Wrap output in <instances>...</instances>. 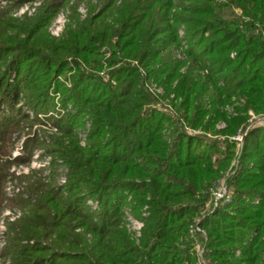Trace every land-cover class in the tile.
Wrapping results in <instances>:
<instances>
[{
    "label": "trees",
    "instance_id": "1",
    "mask_svg": "<svg viewBox=\"0 0 264 264\" xmlns=\"http://www.w3.org/2000/svg\"><path fill=\"white\" fill-rule=\"evenodd\" d=\"M0 1V102L23 91L45 115L59 94L73 109L47 118L68 141L51 152L66 196L35 182L33 209L11 226L13 264H197L196 244L208 264H264V124L248 115L264 118V0H88L58 39L46 28L71 0L22 19L25 0ZM149 81L201 135L153 107ZM232 98L244 104L228 117ZM17 122L3 120V136ZM220 180L229 199L199 221L205 239L192 237ZM126 215L143 224L138 238Z\"/></svg>",
    "mask_w": 264,
    "mask_h": 264
},
{
    "label": "rangeland",
    "instance_id": "2",
    "mask_svg": "<svg viewBox=\"0 0 264 264\" xmlns=\"http://www.w3.org/2000/svg\"><path fill=\"white\" fill-rule=\"evenodd\" d=\"M87 1L71 0L69 5L60 8L47 25V33L55 39L63 35L68 25L71 24V8L74 5L77 6V14L80 19H84L87 16ZM43 3L44 0H25L13 12L12 16L17 19H22L25 16L34 17L43 6ZM0 5L4 6L5 3L0 1ZM105 50L104 48L102 51ZM1 71H3V68H1ZM98 75L100 78L108 80L106 79L107 71L103 70ZM10 77V82H13L15 74L12 73ZM111 84L114 85V83ZM145 87L155 97V105L153 107L170 116L179 129L192 135L202 134L200 130H191L188 127V122L184 119L182 111H178L181 99H176L174 94L166 96L163 88L152 81L146 82ZM51 99L53 107L49 114H45L46 116L44 114H35L29 107L27 95L23 91L19 92L14 100L6 98L4 102H0V264H13L10 259L9 253L11 250L8 247V243L16 231H11V226L28 216L33 209L36 203V197L32 192L35 182H40L43 186L59 191L63 196H66L67 169L62 160L55 157L51 152L54 150L56 142L63 141V143H67L68 141L62 137L61 132L51 125L50 120L47 118H54L55 116L52 114L54 112L63 115L64 113L72 112L73 109L70 103L63 105V98L59 94L51 95ZM232 102V105H227L223 110L228 117L234 115L236 106L244 104L241 99L232 98ZM248 115L252 120H255V124H264V118L256 117L252 113H248ZM10 118L17 119L18 122L6 136H3V120ZM224 128L225 124L220 122L215 127L216 130ZM88 129L89 122L85 118L84 126L77 129L74 133L80 147H84L87 143ZM223 188L226 189V196L223 200L218 201L217 204L220 205L221 201H228L230 190L226 181L220 180L216 184L215 189L210 192L212 202L204 207L192 225L197 222L199 225V221L208 212L217 208H214L215 194ZM86 206L91 211H95L97 208L92 199H87ZM126 216L127 227L133 233V237L138 238L140 235L139 229L142 228L143 224L128 215ZM201 231L203 230L201 229ZM191 236H195V238L200 236L203 239L206 237L204 231L203 233L191 234ZM195 250L198 260L197 264H201L202 261L208 264L203 256L204 247L202 244H196ZM200 252L201 255L199 256Z\"/></svg>",
    "mask_w": 264,
    "mask_h": 264
},
{
    "label": "built area",
    "instance_id": "3",
    "mask_svg": "<svg viewBox=\"0 0 264 264\" xmlns=\"http://www.w3.org/2000/svg\"><path fill=\"white\" fill-rule=\"evenodd\" d=\"M237 140L239 142L242 141V137H237ZM226 196V189L223 188L220 192H218L217 194H215V203H214V208H216L218 206V201L223 200ZM140 230V229H139ZM189 231L191 234H195V233H203V231H201L198 222L195 225H191L189 228ZM201 255V252L199 254V256ZM201 264H206L205 262L202 261Z\"/></svg>",
    "mask_w": 264,
    "mask_h": 264
}]
</instances>
